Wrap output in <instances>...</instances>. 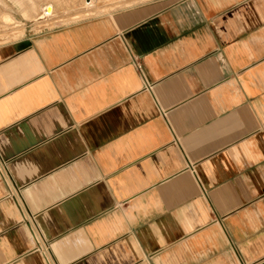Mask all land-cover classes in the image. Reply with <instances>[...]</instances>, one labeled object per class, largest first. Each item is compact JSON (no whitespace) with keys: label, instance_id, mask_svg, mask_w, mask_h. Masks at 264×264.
Listing matches in <instances>:
<instances>
[{"label":"crops","instance_id":"0c3cea01","mask_svg":"<svg viewBox=\"0 0 264 264\" xmlns=\"http://www.w3.org/2000/svg\"><path fill=\"white\" fill-rule=\"evenodd\" d=\"M125 1L0 43V264H264V0Z\"/></svg>","mask_w":264,"mask_h":264},{"label":"rangeland","instance_id":"374dc122","mask_svg":"<svg viewBox=\"0 0 264 264\" xmlns=\"http://www.w3.org/2000/svg\"><path fill=\"white\" fill-rule=\"evenodd\" d=\"M53 0H47L52 2ZM60 4L61 0H54ZM65 5L74 7L87 6L86 0H64ZM96 10L90 14L83 13L79 18L100 14L124 7L127 2L125 0H95ZM44 0H0V43L16 40L29 31H36L47 25L53 24L59 18H52L39 11V5ZM45 15L47 18L41 17ZM11 18L7 21L5 18ZM20 21V22H19ZM5 24V25H4ZM13 30V31H12ZM6 33V34H5ZM18 36V37H17Z\"/></svg>","mask_w":264,"mask_h":264},{"label":"bare ground","instance_id":"6f19581e","mask_svg":"<svg viewBox=\"0 0 264 264\" xmlns=\"http://www.w3.org/2000/svg\"><path fill=\"white\" fill-rule=\"evenodd\" d=\"M41 4H42V3H41ZM87 4H88V2H87ZM50 10H51V9H50ZM46 11H47V9L45 8L44 12L46 13ZM44 12H43V13H44ZM43 13H42L41 17L43 16ZM46 14H47V13H46ZM48 15H49V14H48ZM48 15H47V16H48ZM43 17H44V18H47L45 15H44ZM43 17H42V18H43ZM48 17H49V16H48ZM5 19H6L7 21H9V19L11 20V18H9V16L6 17ZM69 20H70V19H69ZM19 22H20V21H19ZM4 25H5V24H4ZM0 26H1V25H0ZM12 31H13V30H12ZM5 34H6V33H5ZM17 37H18V36H17ZM0 38H1V37H0Z\"/></svg>","mask_w":264,"mask_h":264},{"label":"water","instance_id":"95a60500","mask_svg":"<svg viewBox=\"0 0 264 264\" xmlns=\"http://www.w3.org/2000/svg\"><path fill=\"white\" fill-rule=\"evenodd\" d=\"M50 9H51L50 7H47V11H46L47 14H50Z\"/></svg>","mask_w":264,"mask_h":264}]
</instances>
